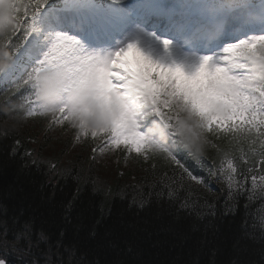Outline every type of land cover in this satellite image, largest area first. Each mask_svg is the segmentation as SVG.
<instances>
[{
  "label": "snow or ice",
  "instance_id": "1",
  "mask_svg": "<svg viewBox=\"0 0 264 264\" xmlns=\"http://www.w3.org/2000/svg\"><path fill=\"white\" fill-rule=\"evenodd\" d=\"M48 3L0 0V45L11 48L13 57L0 75L11 77L15 90L29 89L34 97L29 117L51 114L56 124L76 129L77 139L102 138L101 152L123 146L145 157L163 155L196 183L205 181L193 175L169 145L179 150L186 141L203 136L206 147L224 153L208 170L225 179L229 196L248 190L251 198L259 189L264 199V0H185L179 12L157 3L146 24L134 25L131 33L117 39L115 50H89L74 34L42 32L37 18ZM109 3L126 11L127 0ZM240 15L254 23L238 24ZM21 25L22 42L14 44ZM196 31L211 41L207 47L181 46L165 34L186 38ZM34 36L36 56L26 51ZM18 57L27 64H20L23 75L12 77L8 70ZM42 72L61 77L58 107L49 108L39 98ZM160 135H166V144ZM220 140L235 145L240 154L235 155V148L220 149L214 143ZM197 163L204 165L199 156ZM0 251L8 257L0 258V264H14L10 253Z\"/></svg>",
  "mask_w": 264,
  "mask_h": 264
},
{
  "label": "trees",
  "instance_id": "2",
  "mask_svg": "<svg viewBox=\"0 0 264 264\" xmlns=\"http://www.w3.org/2000/svg\"><path fill=\"white\" fill-rule=\"evenodd\" d=\"M30 95L12 83L0 88V248L14 263L264 264V199L259 189L251 198L248 190L230 197L225 179L209 174L222 151L173 150L205 183L159 154L130 156L128 170L117 168L106 182L95 176V146L67 164L62 152L45 156L52 146L41 132L47 118L27 115ZM0 257L8 259L3 251Z\"/></svg>",
  "mask_w": 264,
  "mask_h": 264
},
{
  "label": "rangeland",
  "instance_id": "3",
  "mask_svg": "<svg viewBox=\"0 0 264 264\" xmlns=\"http://www.w3.org/2000/svg\"><path fill=\"white\" fill-rule=\"evenodd\" d=\"M60 3L62 6H66V2H69L71 0H56ZM108 2L109 0H97L96 2ZM94 4V3H92ZM107 4V3H106ZM110 4V3H109ZM111 5V4H110ZM42 14V13H41ZM33 41L35 42L34 38ZM22 59V58H21ZM20 58H17L16 63L13 65L12 68L14 72L8 71V75H12V77H16L19 74H21L22 69L20 68V64H27V61H21ZM18 61V63H17ZM11 80V77H5L4 75H0V85L6 81ZM46 116H49V118H53L51 114H47ZM50 126L53 127L50 128L47 132H45L44 128L41 131L42 134H46L48 140H50L51 147L46 149L45 156H50L59 154L62 152V163H69L71 159H73L76 155H80V157H85L87 153L90 151V146L96 145L97 149L94 152V157H92V162L95 168V176L98 177L100 180H106V182H109L113 176L116 174L117 168L119 170L126 171L129 168V162L123 161L121 162L118 159L119 152L123 149V146L120 148H112V149H105L103 152L99 150L100 146L103 144L102 138H93L90 135L88 137H80L79 139L76 138L77 136V130L72 128L67 124L66 130L60 128L63 124H55L48 120ZM151 124L149 125V127ZM41 134V136H42ZM71 138V139H70ZM70 139L72 142L67 145H65V140ZM87 144L84 146L83 144ZM134 153V152H133ZM133 153H128L129 155ZM90 154V153H89ZM136 154V153H134Z\"/></svg>",
  "mask_w": 264,
  "mask_h": 264
},
{
  "label": "clouds",
  "instance_id": "4",
  "mask_svg": "<svg viewBox=\"0 0 264 264\" xmlns=\"http://www.w3.org/2000/svg\"><path fill=\"white\" fill-rule=\"evenodd\" d=\"M179 42L185 47H200L205 44L211 43L202 37L200 31H196L186 38L181 36ZM13 57L6 47L0 45V71H5L11 65ZM60 81L61 77L59 74L54 72H42L40 74V82L38 88V95L42 103L47 105L49 108L58 107L61 103L63 96L60 92ZM150 127H155L151 125ZM161 143H167L166 135H160ZM182 147L185 150L191 151L193 154H200L206 147V139L202 136L199 141L192 142L191 140L186 141Z\"/></svg>",
  "mask_w": 264,
  "mask_h": 264
},
{
  "label": "bare ground",
  "instance_id": "5",
  "mask_svg": "<svg viewBox=\"0 0 264 264\" xmlns=\"http://www.w3.org/2000/svg\"><path fill=\"white\" fill-rule=\"evenodd\" d=\"M157 2H162L163 4H165V5H167V6H179V7H180V5H182V0H158ZM252 11H255V10L253 9ZM60 18L65 19V22L67 21L66 23L64 22V24H65L66 27H68V26L70 25L69 22H72V21H71V18H70L69 16H67V15H64V14H61V15H60ZM75 18H76L77 20H79V21L82 20V16H81V15H75ZM84 19H85V21L88 20L87 17H84ZM68 20H69V21H68ZM44 21L47 22V21H48V17H45ZM75 22H76L77 25H79L80 27L84 26V24H79L77 21H75ZM242 22H244V21H241L240 23H242ZM37 24L39 25V27L44 26V25L42 24V21H40V22L37 21ZM86 25H88V24H86ZM133 28H134V24H130L129 26H127V28H125V30L123 31V33H122V35H121L120 37L124 36L126 33H131V32L133 31ZM98 36H100L99 33H98ZM172 36H175V34L173 33ZM35 37H36V36H35ZM105 41H106V39H105ZM113 45H114V41L109 43V46H113ZM110 49L113 50L112 47H111ZM26 51H31L32 53L38 55V51H39V50H38V48L35 46V44L32 43V44H30L29 49H27ZM9 71H10V70H9Z\"/></svg>",
  "mask_w": 264,
  "mask_h": 264
}]
</instances>
